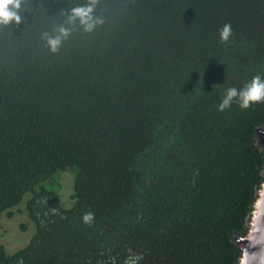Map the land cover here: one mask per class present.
<instances>
[{
  "label": "trees",
  "instance_id": "trees-1",
  "mask_svg": "<svg viewBox=\"0 0 264 264\" xmlns=\"http://www.w3.org/2000/svg\"><path fill=\"white\" fill-rule=\"evenodd\" d=\"M86 2L24 0L0 25V216L27 193L35 224L0 264H240L264 103L218 106L264 79V0H99L104 24L52 53L42 34ZM73 169L66 207L55 174Z\"/></svg>",
  "mask_w": 264,
  "mask_h": 264
},
{
  "label": "clouds",
  "instance_id": "clouds-1",
  "mask_svg": "<svg viewBox=\"0 0 264 264\" xmlns=\"http://www.w3.org/2000/svg\"><path fill=\"white\" fill-rule=\"evenodd\" d=\"M98 3L99 0H87L85 4L72 7L66 13L65 23L54 29L55 35L48 32L42 34L52 53L59 52L62 43L72 35L73 27L77 21L86 33H91L97 26L104 24V19L95 14ZM23 5L24 0H0V25L7 26L13 22L19 25L22 22L19 12L22 10ZM231 35V24L225 23L220 29V39L227 42ZM234 102L238 103L242 109H248L254 103H264V79L257 74L241 89H237L236 87L228 88L226 95L223 96L218 106V110L222 112L230 108ZM94 218L95 215L91 211L85 212L82 216L83 223L89 226L93 223ZM129 251L130 255L125 264H137L139 260L143 259L142 254H135L131 253V250ZM18 264H23L22 258L18 261ZM112 264H116L115 258L112 259ZM241 264H247L246 258L241 259Z\"/></svg>",
  "mask_w": 264,
  "mask_h": 264
},
{
  "label": "rangeland",
  "instance_id": "rangeland-1",
  "mask_svg": "<svg viewBox=\"0 0 264 264\" xmlns=\"http://www.w3.org/2000/svg\"><path fill=\"white\" fill-rule=\"evenodd\" d=\"M74 174V169L73 171H60L55 174L60 185L58 192L60 193L61 203L66 207L71 206L73 203L70 196ZM28 198L29 194H24L21 202L10 209L11 215L4 212L0 216V245L5 247L7 253H12L27 245L35 234V224L28 218L25 209V202Z\"/></svg>",
  "mask_w": 264,
  "mask_h": 264
},
{
  "label": "water",
  "instance_id": "water-1",
  "mask_svg": "<svg viewBox=\"0 0 264 264\" xmlns=\"http://www.w3.org/2000/svg\"><path fill=\"white\" fill-rule=\"evenodd\" d=\"M258 143L264 151V128H255ZM264 173V172H263ZM257 190V197L247 222V233L235 238L241 248V259L246 258L247 264H264V180Z\"/></svg>",
  "mask_w": 264,
  "mask_h": 264
}]
</instances>
